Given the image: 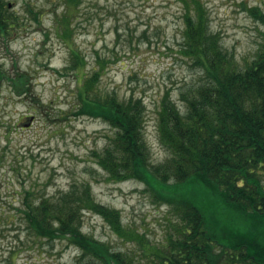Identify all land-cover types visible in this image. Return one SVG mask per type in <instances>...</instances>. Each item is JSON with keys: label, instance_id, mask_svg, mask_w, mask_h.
Returning a JSON list of instances; mask_svg holds the SVG:
<instances>
[{"label": "trees", "instance_id": "trees-1", "mask_svg": "<svg viewBox=\"0 0 264 264\" xmlns=\"http://www.w3.org/2000/svg\"><path fill=\"white\" fill-rule=\"evenodd\" d=\"M60 1L57 32L70 43L83 1ZM180 2L183 53L201 77L180 89L182 106L169 92L161 100L159 143L169 153L163 162H153L144 133V100L102 91L101 77L110 62L98 57V66L87 74L86 57L71 51L65 68L76 76L71 116L100 119L112 130L104 148L92 152L94 161L110 181L143 183L155 202L169 206L176 217L173 233L156 246L123 228L121 211L99 203L89 181L39 199L29 191L22 211L29 230L39 239L68 241L79 251L77 264H264V39L252 63L242 67L210 26L205 3ZM249 12L264 25L263 11L254 7ZM15 14L0 0V37L9 39L18 29L21 20ZM151 39L143 31L138 40ZM127 40H133L130 31ZM5 79L17 94L30 93L25 73L10 77L0 66V81ZM87 212L104 218L119 236L137 241L145 261L86 234Z\"/></svg>", "mask_w": 264, "mask_h": 264}, {"label": "rangeland", "instance_id": "rangeland-1", "mask_svg": "<svg viewBox=\"0 0 264 264\" xmlns=\"http://www.w3.org/2000/svg\"><path fill=\"white\" fill-rule=\"evenodd\" d=\"M73 19L70 43L58 35L60 0H6L20 21L16 32L0 37V66L10 77L25 73L30 93L19 95L0 81V264H77L78 249L65 240L37 238L28 228L23 209L27 193L37 199L66 191L72 183L89 181L94 198L121 211L124 227L151 245L165 243L176 223L169 206L156 203L143 183L113 182L94 161L112 134L100 119L75 118L76 76L65 68L76 49L86 57L85 73L106 58L109 66L100 88L122 99L142 98L146 104L145 136L154 163L169 153L159 143L158 116L167 92L182 106L180 89L196 82L199 69L183 53V4L180 0H82ZM211 27L240 66L252 63L260 49L264 25L249 9L264 13V0H202ZM33 10L37 14H32ZM57 14V15H56ZM159 31V36L153 34ZM129 31L132 42L128 39ZM143 31L151 43L140 42ZM83 231L119 251L146 256L137 241L116 234L101 216L87 212Z\"/></svg>", "mask_w": 264, "mask_h": 264}]
</instances>
